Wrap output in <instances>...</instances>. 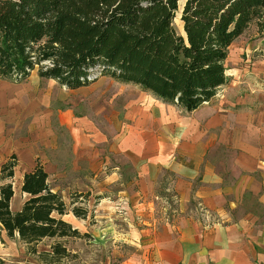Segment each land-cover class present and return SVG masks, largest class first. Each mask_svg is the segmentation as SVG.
<instances>
[{
    "label": "crops",
    "instance_id": "0c3cea01",
    "mask_svg": "<svg viewBox=\"0 0 264 264\" xmlns=\"http://www.w3.org/2000/svg\"><path fill=\"white\" fill-rule=\"evenodd\" d=\"M11 88L0 81V100L9 98L4 105L17 104ZM150 97L154 107L109 142L108 153L120 160L112 166L106 160L107 138L77 119L72 102L70 107L55 103V123L29 115L0 123V149L18 158L14 178L0 182L13 185L11 211L20 212L30 199L22 191L24 175L40 163L64 202L67 192L80 196L75 201L82 202L87 217H75L73 200L63 219L81 237L59 241L70 240L64 245L69 255L79 253L78 246L97 248L96 254H79L82 264H264V100L217 94L187 114ZM32 101L39 104L31 97L23 102ZM63 153L72 162L69 173L56 162ZM127 168L132 180H123ZM58 181L68 185L67 192L54 185ZM159 199L175 204L173 221L151 218V203ZM198 206L214 219L200 221ZM14 239L27 264L52 254V246L41 245L56 241L44 239L31 254L18 236ZM15 240L0 228V261L10 259Z\"/></svg>",
    "mask_w": 264,
    "mask_h": 264
},
{
    "label": "trees",
    "instance_id": "16d2710c",
    "mask_svg": "<svg viewBox=\"0 0 264 264\" xmlns=\"http://www.w3.org/2000/svg\"><path fill=\"white\" fill-rule=\"evenodd\" d=\"M253 25L264 31V0H0V79L20 83L38 69L78 90L108 77L189 114L228 84L230 49ZM17 166L12 156L0 182L11 181ZM48 179L40 163L24 175L30 199L17 213L13 185L0 186V228L31 254L44 239L81 237L64 221L67 206ZM40 257L52 262L69 253L58 242Z\"/></svg>",
    "mask_w": 264,
    "mask_h": 264
},
{
    "label": "rangeland",
    "instance_id": "374dc122",
    "mask_svg": "<svg viewBox=\"0 0 264 264\" xmlns=\"http://www.w3.org/2000/svg\"><path fill=\"white\" fill-rule=\"evenodd\" d=\"M179 17L180 16L176 18L175 24L178 29L182 31ZM226 66L229 82L223 89L220 90V93H218L219 97L226 95H238L244 97H256L264 100V31H260L258 26L253 25L232 45ZM0 81H6L9 86L12 87L8 91L12 96L10 99L13 101L17 100V104L14 103L15 105H4L5 100H9V98H3L0 100V102L3 103L0 106V123L6 122L9 124L7 120H19L25 115H29V119L33 121L45 119L48 123L47 119L50 120L52 118L51 122H53V114H55L56 111L55 103L61 102L63 103V106H65V104H68L69 106V103L72 102L77 119H82L87 122L88 125L97 128L96 131L107 138L105 147L107 154L106 160L109 162L110 166L120 161L108 153L109 145L111 144L109 142H112V137L128 123L136 121L138 118H143V112L154 107V104L150 106V103L154 102L152 101L153 99H151L150 95L143 92L140 88L133 85L118 83L108 77H99L97 81L88 87L78 90H68L65 87L60 86L59 83L54 80L51 81L41 78L38 74V69L31 72L30 77L26 81L20 83L2 79H0ZM30 82H32L33 85H30ZM27 97L34 98V102H39V104H34L32 101L30 106L24 105L23 101ZM26 107H28L27 110ZM64 109V107L59 108V110L63 111ZM58 131L61 135L60 128ZM14 155L15 154L8 152L4 153L0 149V174L2 165L9 161ZM60 156L62 159H58L56 162L65 167L67 166L66 170L69 173V164L72 162L68 159L66 154L63 153L60 154ZM16 159L18 161V158ZM67 172L65 176L67 175ZM133 178V171L131 168H127L125 170L123 180H132ZM54 185L67 192L66 189L68 188V185L65 183L58 181ZM135 189L137 188L131 187L132 192ZM69 194L70 193L67 192V195H65V203L68 210L71 208L70 205L73 200L76 202L75 200L80 198V196L74 197L69 196ZM76 203V208H82L81 201ZM174 205L175 204L173 202L171 203L160 199L155 200V202L151 203V218L158 222L165 220L173 221L174 213H172V208L175 207ZM170 206L171 209H169ZM198 208H200V206H198ZM262 217L263 216H261V218ZM151 218L148 217L150 220ZM145 219L146 216L141 218L140 221L144 222ZM198 219L202 222L209 221L208 219H204L200 216H198ZM213 219L214 218L211 215L210 220ZM13 239L11 240L14 241L15 239ZM68 241L56 240L51 242L50 240H46L42 243L41 248L49 249V246H53L58 242L65 245ZM12 245L13 248L10 259L0 261V264H27L23 262V258L26 259L28 256H26L23 252L22 245L17 240H15ZM74 251H79V253H75V255L70 253V257L52 262L50 260H43V258H41V260L37 259L36 264H82L78 257L81 252L86 255L96 254L98 250L94 247L90 249H82L78 246L74 248ZM75 257H77L78 260Z\"/></svg>",
    "mask_w": 264,
    "mask_h": 264
},
{
    "label": "built area",
    "instance_id": "2783aa9c",
    "mask_svg": "<svg viewBox=\"0 0 264 264\" xmlns=\"http://www.w3.org/2000/svg\"><path fill=\"white\" fill-rule=\"evenodd\" d=\"M199 213L201 214V217H203L204 219L210 220L211 214L208 212L206 208L200 206Z\"/></svg>",
    "mask_w": 264,
    "mask_h": 264
},
{
    "label": "bare ground",
    "instance_id": "6f19581e",
    "mask_svg": "<svg viewBox=\"0 0 264 264\" xmlns=\"http://www.w3.org/2000/svg\"><path fill=\"white\" fill-rule=\"evenodd\" d=\"M180 27L182 28V23L180 22ZM39 92V91H38ZM37 92V93H38ZM34 93V92H33ZM37 95V94H36ZM28 96V95H27ZM37 97V96H36ZM43 100V99H42ZM48 101V100H47ZM50 104H52V103H50ZM49 106V105H48ZM51 107V106H50ZM52 108V107H51ZM47 110V109H46ZM50 111V110H49Z\"/></svg>",
    "mask_w": 264,
    "mask_h": 264
}]
</instances>
